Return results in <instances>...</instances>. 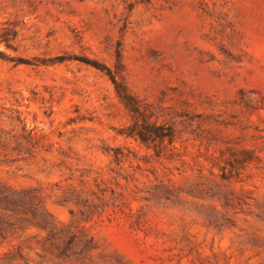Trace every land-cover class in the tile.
<instances>
[{
    "label": "rangeland",
    "instance_id": "obj_1",
    "mask_svg": "<svg viewBox=\"0 0 264 264\" xmlns=\"http://www.w3.org/2000/svg\"><path fill=\"white\" fill-rule=\"evenodd\" d=\"M0 264H264V0H0Z\"/></svg>",
    "mask_w": 264,
    "mask_h": 264
},
{
    "label": "trees",
    "instance_id": "obj_2",
    "mask_svg": "<svg viewBox=\"0 0 264 264\" xmlns=\"http://www.w3.org/2000/svg\"><path fill=\"white\" fill-rule=\"evenodd\" d=\"M118 58H120L119 55H118ZM107 73H108L110 79L112 80V83L114 84L121 101L128 107V109L130 111L136 113L137 110H134V106H135L134 98L131 95H129V93H127L125 88L123 89V86L121 85V83H119L116 80L115 76L113 75V73L110 70H107ZM140 139L143 142H146V140L142 136H140Z\"/></svg>",
    "mask_w": 264,
    "mask_h": 264
}]
</instances>
